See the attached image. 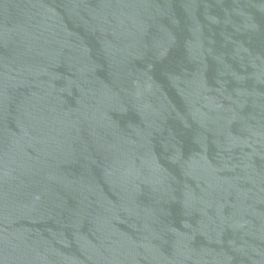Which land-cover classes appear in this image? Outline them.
I'll return each mask as SVG.
<instances>
[{
	"label": "water",
	"instance_id": "water-1",
	"mask_svg": "<svg viewBox=\"0 0 264 264\" xmlns=\"http://www.w3.org/2000/svg\"><path fill=\"white\" fill-rule=\"evenodd\" d=\"M0 264H264V0H0Z\"/></svg>",
	"mask_w": 264,
	"mask_h": 264
}]
</instances>
